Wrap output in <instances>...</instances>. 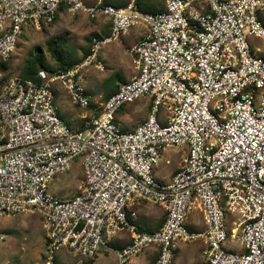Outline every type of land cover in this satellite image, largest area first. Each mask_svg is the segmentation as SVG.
<instances>
[{"label":"built area","instance_id":"obj_1","mask_svg":"<svg viewBox=\"0 0 264 264\" xmlns=\"http://www.w3.org/2000/svg\"><path fill=\"white\" fill-rule=\"evenodd\" d=\"M60 5L106 16L110 33L93 37L91 52L68 68H39L36 80L7 75L3 64L25 29L50 24ZM139 24L147 28L129 48L135 76L84 128L69 125L54 86L87 108L83 68L102 44ZM251 37L264 42V0H165L155 13L141 11L136 0H0V219L38 213L45 264L63 247L92 258L119 233L128 241L112 248L118 264L150 247H157L155 264H172L177 241L198 237L206 243L200 264H264V51L252 48ZM139 99H148V115L122 129L118 111ZM182 145L185 161L159 181L154 167L162 151ZM78 156L84 180L77 193L52 194L51 180ZM140 200L164 208L159 228L139 230L133 204ZM193 211L203 230L187 227Z\"/></svg>","mask_w":264,"mask_h":264},{"label":"crops","instance_id":"obj_2","mask_svg":"<svg viewBox=\"0 0 264 264\" xmlns=\"http://www.w3.org/2000/svg\"><path fill=\"white\" fill-rule=\"evenodd\" d=\"M87 4L95 2V0H83ZM103 1V0H102ZM107 1V0H105ZM122 3L125 0H118ZM108 2V1H107ZM112 4V3H110ZM116 5V4H114ZM61 14V12H59ZM146 25L139 24L135 27H131L120 40L104 43L100 46L97 52V60L90 62L83 68V75L95 74L94 79L99 82L100 92L96 96V101L93 102L91 108H77L71 104H63L62 112L59 110L60 116L74 128H84L87 120L93 115H98L102 112L101 103L105 100V96L109 91H115L119 85L131 79L135 76L136 70L132 63V54L129 50L130 46L140 40L146 31ZM90 31H96L100 37L107 35L111 31V21L104 15H100L94 19L92 25L87 28V33ZM57 95L66 96L64 91L59 85L54 86ZM65 94V95H64ZM109 94V93H108ZM67 97V96H66ZM82 109V110H81ZM149 110L148 99H139L135 102L124 105L117 113V122L125 130L134 128L140 123L146 116ZM187 157V147L182 145L178 147H167L162 153L158 164L154 167V174L161 182H166L171 179L174 172L181 166ZM71 171V176L77 178L82 175L81 183H83L84 174L81 158H75L67 172ZM64 188L58 189V187L49 189L55 193L61 195L64 192ZM77 186V187H78ZM63 190V191H60ZM133 208L137 211V224L139 229L143 228L144 231H153L161 226L166 213L163 207L158 204H154L148 201L140 200L135 201ZM189 219V228L197 230H203L205 227L202 215L199 211H193ZM187 219V221H188ZM128 241L126 233H119L113 239V243L116 247H121ZM206 246L205 238L198 237L191 241L179 240L177 241L174 251V259L172 264L176 263L179 258L183 261L181 264H200L204 259V248ZM157 247L148 249L145 252L148 264H154L157 258ZM131 263V259L127 264Z\"/></svg>","mask_w":264,"mask_h":264},{"label":"rangeland","instance_id":"obj_3","mask_svg":"<svg viewBox=\"0 0 264 264\" xmlns=\"http://www.w3.org/2000/svg\"><path fill=\"white\" fill-rule=\"evenodd\" d=\"M107 1L112 4H118L120 2L118 0ZM152 1L157 2V0ZM158 2L165 5V0H158ZM58 12H61V14L58 13L55 22L45 25V27L41 30H35L31 27L25 29L21 39L19 40L18 46L11 57L10 69H20L23 59H25L29 52L35 50L36 46L45 49V42L47 38L65 30L68 32L66 36L69 39V45L72 46L76 54H80L81 46L85 45L84 36L87 33V28L89 25L93 24L95 18H90L83 12L73 14L67 10V6H63V8ZM249 42L254 50L259 48L264 51V42L262 39L251 37ZM44 54L49 62L52 63L53 60L51 59L49 53L45 51ZM93 75L97 76L98 74L83 75L84 87L90 95L92 104L96 101V96L100 92L98 86L99 82H96ZM67 103L71 104L68 97L61 96L60 98L56 96L55 104L60 111L62 110V105H66ZM78 158L80 157L78 156ZM67 171L62 174H57L49 183V186L52 188L58 187V189L64 188L65 185H67L61 195L55 193L52 189H49L52 194L57 195L60 198H70L74 196L78 191L79 186L77 184L82 181V175L73 179L71 171ZM188 223L189 219L187 221V227L189 228ZM189 230L192 229L189 228ZM0 232L5 234L4 238L0 239V264H45L44 233L38 213L22 212L3 216L0 219ZM110 243L109 248L104 247L98 250L96 255L92 258L80 259L79 257L69 253L68 249L65 247L58 251L56 257L59 264H118L116 255L112 250L113 247L110 246ZM227 247L232 250H239L237 244L232 242L227 243ZM150 248L132 256L131 263L129 264H148L145 252H147ZM181 263H183V261L178 258L175 264Z\"/></svg>","mask_w":264,"mask_h":264},{"label":"trees","instance_id":"obj_4","mask_svg":"<svg viewBox=\"0 0 264 264\" xmlns=\"http://www.w3.org/2000/svg\"><path fill=\"white\" fill-rule=\"evenodd\" d=\"M128 1L129 0H125L122 3H118L116 5L122 6V5H125ZM103 3L109 4V2L105 0H103ZM136 4L138 8L143 12L155 13V12L162 11L165 9V5H163V3L161 2H158V0L157 2H154L152 0H136ZM63 6H66V5H60L59 10L62 9ZM58 13L59 12H57L54 20L51 23L55 22V20L57 19ZM67 33H68L67 30H65V31H61L60 33H57L47 38L45 42V49L39 48L38 46H36L35 50L29 52L28 55L25 57V59H23V63L20 69L18 70L10 69V61L12 57L11 56L10 59H8L3 64V68L6 74L7 75L17 74L18 76L22 78H29V79L36 80L35 75L39 68H46V69H51V70L56 69V68H68L76 63H79L85 56H87L91 52L93 37H97V38L102 37V36L100 37L99 33L96 31H90L86 33V35L84 36L85 45L81 46L80 54H76L72 46L69 45L68 43L69 39L66 36ZM45 51L49 53L51 59L53 60L52 63L49 62V60L46 58L44 54ZM115 91H109L108 92L109 94L107 93V95L104 97L105 100ZM55 95H57L56 90H54V96ZM93 105L94 104H90L87 108H91ZM139 230L144 231L143 228H140ZM112 241L110 243L111 244L110 246L116 247V244H114ZM53 264H59V261L57 260L56 256L54 258Z\"/></svg>","mask_w":264,"mask_h":264}]
</instances>
